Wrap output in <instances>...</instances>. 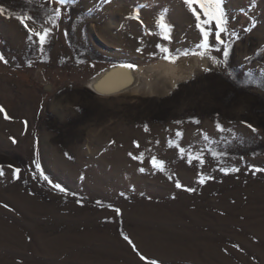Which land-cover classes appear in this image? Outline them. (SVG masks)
Returning <instances> with one entry per match:
<instances>
[{"label": "rangeland", "instance_id": "1", "mask_svg": "<svg viewBox=\"0 0 264 264\" xmlns=\"http://www.w3.org/2000/svg\"><path fill=\"white\" fill-rule=\"evenodd\" d=\"M223 7L205 49L185 0H0V264H264V0Z\"/></svg>", "mask_w": 264, "mask_h": 264}, {"label": "snow or ice", "instance_id": "2", "mask_svg": "<svg viewBox=\"0 0 264 264\" xmlns=\"http://www.w3.org/2000/svg\"><path fill=\"white\" fill-rule=\"evenodd\" d=\"M56 3L60 4V5H66L68 3V0H55ZM196 2L200 4V7L202 9H204L203 15L207 17L206 20L204 21H200V14L196 13L195 9L192 8V4ZM225 0H207V2H204V0H185V4L188 5L190 7V10L193 11V13L196 15V19L198 21L197 27H200L201 32L203 34V43L200 45V47L202 48H207L208 47V37H209V32L206 31L201 24H207L210 23L211 21H215L216 26L219 28V32H227V14L224 10V5ZM4 10L2 8H0V12H3ZM56 14L59 15L60 14V9L57 8L55 10ZM17 19H20L22 23H24L25 27H27V22L25 17L23 16H19L17 17ZM27 19H31V17L27 18ZM158 24L160 25L161 29L165 32L168 33V35L165 36V38L170 39V32H171V26L168 25L165 22V17L162 15L159 20H158ZM29 31H33L32 29H29ZM50 30L49 29H44V31L42 33H34L35 35H37L40 39L41 43H44L45 41V37L48 35V32ZM219 32L216 33L215 38L219 39ZM221 43H224L223 40L220 41ZM201 55H203V53H201ZM224 56L227 57L228 56V51L225 50L224 51ZM0 59H3L2 56H0ZM6 62V61H5ZM129 68H131L132 66L129 65ZM0 111H3V108L0 107ZM249 127H251V125H249ZM223 130V129H221ZM253 131H255V129H253ZM153 162L155 164V158H153ZM162 165V162H160ZM11 167V166H9ZM37 167H39V165H37ZM19 169H15V173H19ZM238 171V170H237ZM257 171H259V169H257ZM3 168L2 166H0V175H3ZM201 183H204V180L201 179L200 181ZM57 188H59V185H56ZM177 187H180V185L178 184ZM61 191H63V189H60ZM189 191H193V189H188ZM5 207H7V205H5ZM119 211V210H117ZM125 239H128V237H125ZM152 264H155V262H152Z\"/></svg>", "mask_w": 264, "mask_h": 264}, {"label": "bare ground", "instance_id": "3", "mask_svg": "<svg viewBox=\"0 0 264 264\" xmlns=\"http://www.w3.org/2000/svg\"><path fill=\"white\" fill-rule=\"evenodd\" d=\"M156 65H157V68L164 67L165 71L171 72L170 74L172 78V85H174L181 79V76L175 74L177 70L176 66L167 64L166 62H160L159 64H156ZM143 68H144L143 66L136 67L135 70L137 74L135 76L137 77L144 76V74L146 73L145 71L146 69L144 70ZM123 69L126 70V73L124 74L120 73L119 72L120 69L118 68L110 69V70L107 69L105 71H102L101 75L98 78H93L89 82V85H88L89 88L99 94H105V95H108L110 93L130 91L132 87H129L127 85L129 84L128 82L133 81L132 79L135 77L133 73L135 72L131 70L129 71L126 68H123Z\"/></svg>", "mask_w": 264, "mask_h": 264}]
</instances>
